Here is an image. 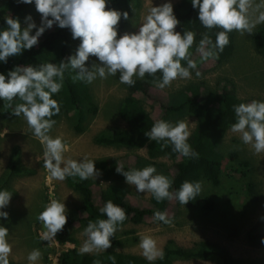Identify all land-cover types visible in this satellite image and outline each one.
I'll return each mask as SVG.
<instances>
[{
  "label": "clouds",
  "instance_id": "1",
  "mask_svg": "<svg viewBox=\"0 0 264 264\" xmlns=\"http://www.w3.org/2000/svg\"><path fill=\"white\" fill-rule=\"evenodd\" d=\"M17 4H31L40 14L39 25L30 14L23 17L24 27L17 17L4 15L5 27L0 28V64L7 63L11 56H19L37 44L38 38L55 25L67 29L71 39L79 38L74 53L62 58L58 63H40L14 66L6 73L0 72V100L17 103L11 114L26 121L29 128L42 144L43 168L50 177L63 181L66 177H78L80 181L96 179L101 175L94 166V160L87 156L79 160L66 159L63 153L67 146L61 138H51L48 132L55 123L60 107L52 96L62 87L65 72L74 73L71 78L85 84H91L97 78L103 80L117 76L121 84L132 86L136 79L145 74L153 76L151 83L163 90L171 82L179 79H191L190 70L196 78L201 76L196 62L189 58V48L193 45L194 33L184 30L175 31L179 23L173 11L171 0H164L158 6L148 8L142 16L135 32H124L118 37V23L128 20V12L106 7L109 0H15ZM197 10L199 23L205 29L218 28L215 40L205 32L196 45V53L201 61L214 59L228 44V33L252 34L253 29L264 23V0H190ZM34 30V31H33ZM90 57H95L94 61ZM86 61L88 63L86 64ZM185 62V66L181 65ZM159 72V79L155 74ZM235 122L230 131L239 134L240 141L250 146L253 154L264 152V100H252L233 105ZM150 141H165L172 150L180 155L195 159L198 153L187 142L190 131L184 120L175 124L166 120H156L150 130L144 133ZM37 161H40L38 158ZM115 172L124 177L128 185L135 186L137 193H150L158 203L173 199L169 191L170 180L156 173L152 166L141 169L124 170L116 162ZM201 193L199 181H184L174 198L184 206ZM12 193L0 189V219L7 220L5 209L10 203ZM75 197V196H74ZM78 198V197H77ZM106 219L89 222L83 229L86 239L78 248L79 254L93 250H105L110 246V237L116 227L126 219L124 210L111 200L99 209ZM45 231L41 239L51 241L63 229L67 222L64 202L50 199L36 216ZM154 220L169 223L166 213L154 212ZM264 221V216L260 217ZM8 229L0 224V264H9L10 245L6 239ZM138 247L147 261L163 259V251L150 235L138 234ZM264 244V237L260 240ZM38 249L30 251L26 257L28 264L39 259Z\"/></svg>",
  "mask_w": 264,
  "mask_h": 264
},
{
  "label": "trees",
  "instance_id": "2",
  "mask_svg": "<svg viewBox=\"0 0 264 264\" xmlns=\"http://www.w3.org/2000/svg\"><path fill=\"white\" fill-rule=\"evenodd\" d=\"M132 2L133 0H109L106 6L128 12V20L122 18L118 23V30L122 31L128 26ZM173 11L179 21L177 31L181 34L184 30L194 33L193 45L188 51L190 53L189 58L193 59L198 67L204 62L200 60L195 51L202 34L206 32L214 41L215 33L221 29H205L199 23L197 10L192 8L190 0H180L173 4ZM28 14L32 18L38 15L33 5L17 4L15 0H1L0 28L5 27L2 19L4 15L19 18L21 26L24 27L23 17ZM236 35V31L228 33L229 42L223 51L216 58H210L205 62L221 65L231 59L235 51ZM251 39L256 52L264 58V23L253 30ZM78 44L79 38L72 40L67 29L55 27L46 30L31 49L24 51L19 56H11L7 63L0 64V72L6 73L17 65L58 63L62 58L72 54ZM181 65L185 66V62L181 61ZM72 75L74 73L65 72L60 91L52 96L53 99L57 100L60 111L51 119L56 123L63 113H68L73 121L75 131L82 132L87 118L97 112V105L94 103L89 84L79 80L74 81L71 78ZM159 76L160 73L157 72L155 78L159 79ZM153 78V76L145 74L143 79L133 78L135 83L132 86L124 84L128 92L117 107V114L126 121L127 128L106 129L95 137L97 144L130 148L145 147L147 157L137 155L134 159H128L126 164L122 163L120 157L104 156L98 158L95 161V168L101 173L98 178L109 182L106 187H97L94 185L93 179L80 181L78 177L65 178L67 186L81 196V204L78 206L77 213L75 210L66 211L67 222L63 229L55 235L60 242L75 244V247L62 251L59 264H150L140 254L116 250V247H120L123 243L122 239L119 238L118 230L129 222L141 223L147 216L154 219V212L156 211L165 212L166 218H168L170 200L165 199L158 203L151 195L147 206H134L129 203L127 199L129 190L124 184V177L115 172L116 162L124 170L141 169L146 166L154 167L156 169L154 174H162L170 180L169 191L173 193L176 206H180V204L174 198V194L184 181L200 182V180H205L217 187L221 182L222 175L247 177L250 167L249 160L240 159L238 161L236 150L230 151L229 158H224L219 149L225 133L235 122L233 105L249 102L237 95L235 82L230 77L223 76L217 79L215 87L207 86L203 82L190 83L167 95L166 104L163 105L164 113L159 120H166L171 123L185 115L197 118L196 126L190 133L187 142L198 153V157L190 159L174 152L171 144L165 141H150L144 134L150 130L155 122L152 113L144 106V101L149 100L148 92L153 86L151 83ZM21 102L17 98H14L11 103L2 101L4 115H10L15 105ZM19 155V149L15 146L8 166L9 172L5 174L6 177H3L0 189L9 188V182L13 176L28 171L25 166L21 165ZM163 157L173 161L174 171H171L163 162L158 160ZM227 158L228 163L226 165ZM245 186L248 192H254L252 182L247 181ZM109 200L124 210L126 219L116 227L114 235L110 237L109 248L95 253L79 254L76 247L77 240L74 236L76 226L85 228L89 222L94 223L97 219H106L99 212V209ZM184 206L194 210L199 217H207L214 212L216 200L213 196L201 191L199 196ZM39 223L37 221V224ZM132 232L133 230L126 231V233ZM262 237H264V222L253 226L246 233L248 243L253 246H264L260 243ZM162 251L163 259H157L151 264H172L177 259H213L219 264H264V256L248 259L236 258L227 248L214 245L209 240L198 241L192 247H183L169 239ZM9 264L28 263L9 260Z\"/></svg>",
  "mask_w": 264,
  "mask_h": 264
},
{
  "label": "rangeland",
  "instance_id": "3",
  "mask_svg": "<svg viewBox=\"0 0 264 264\" xmlns=\"http://www.w3.org/2000/svg\"><path fill=\"white\" fill-rule=\"evenodd\" d=\"M178 1L180 0H171L172 4ZM163 2L164 0H133L128 26L122 31L118 30L117 38L124 32H135L148 8L158 6ZM33 20L39 25L40 14ZM55 27L53 25L52 28ZM175 31H177V26ZM251 35L237 32L235 51L231 59L221 65L202 62L197 67L201 73L199 78H196L195 74L190 71L191 79L177 78L163 90L152 86L148 92L149 100L144 101V106L152 113L155 121L163 115V105L166 104L169 93L190 83L203 82L207 86L215 87L217 79L223 76L230 77L235 82L236 93L240 98L249 102L264 100V58L254 49ZM90 60L94 61L95 57H90ZM87 63L88 61H86ZM118 75L117 73L116 77L109 76L103 80L97 78L89 84L94 103L97 105V112L87 118L82 132L75 131L73 121L68 113H63L50 128L48 135L51 138H61L67 146V150L63 153L64 158L79 160L81 157L87 156L94 160L95 166V161L104 156L120 157L123 164H126L128 159H134L137 155L147 157L145 147H116L95 142L96 135L103 130L127 128L128 126L126 121L117 114V107L128 92L127 87L119 83ZM178 120H184L191 133L196 126L197 118L185 115L171 123L175 124ZM15 146L20 152L21 165L25 166L28 171L13 176L10 179L9 188L5 187V190L12 193L10 203L5 209L9 214L8 218L7 220L0 219V224L8 229L6 239L11 248L8 259L28 263L26 259L28 253L33 249H38L40 257L35 264H47L49 251L44 248L43 240L41 241L38 235L37 230L40 223L37 224L36 219L48 195L46 184L51 181L55 188L56 199L65 203L66 211L75 210L78 212L81 196L67 186L65 179L57 181L50 177L43 168L41 142L33 136L31 128L22 116L4 115L0 100V184L3 177H6L5 174L9 172L8 166ZM219 149L224 158L228 157L230 151L236 150L238 161L240 159L249 160L250 167L247 177L244 178L222 175L221 182L217 187L212 186L210 182L200 180L201 191L213 196L216 200L215 210L210 216L199 217L191 208L182 205L176 206L174 199H171L167 212L169 223L158 222L147 216L141 223L129 222L125 224L118 230L119 238L123 243L120 247H116V250L141 255V250L138 247V234H147L157 241V245L161 249L169 239L183 247H192L198 241L209 240L214 245L227 248L236 258L248 259L264 256V246H253L246 239L249 229L264 222L260 220V217L264 216V152L254 155L250 146L243 144L239 139V134L231 132L230 128L225 133ZM38 158L40 161H37ZM228 158L225 161L226 165ZM158 160L171 171L175 170L171 159L163 157ZM90 179H93L94 185L97 187H106L109 184L108 181L98 177ZM247 181L254 184V192L247 191L245 186ZM124 184L129 190L127 197L129 203L134 206H147L150 193H137L135 186L128 185L126 182ZM98 205L101 206L100 203ZM83 229L77 225L74 231L77 248L86 239ZM131 230H133L132 233H126ZM72 247H75V244L69 246V248ZM99 251L102 250H93L90 253ZM172 264L219 263L213 259H177Z\"/></svg>",
  "mask_w": 264,
  "mask_h": 264
},
{
  "label": "built area",
  "instance_id": "4",
  "mask_svg": "<svg viewBox=\"0 0 264 264\" xmlns=\"http://www.w3.org/2000/svg\"><path fill=\"white\" fill-rule=\"evenodd\" d=\"M47 186V198L43 203L42 206V210L43 207L45 206V204L50 200V199H56L55 196V188L53 187L51 181L47 182L46 184ZM45 231V229L42 226V223L40 222V227L38 228L37 232L38 235L42 236L43 232ZM44 246L45 248L49 251L47 254V264H59V256L60 253L64 250H67V248H69V246L72 244L70 242H60L56 236L51 240V241H44Z\"/></svg>",
  "mask_w": 264,
  "mask_h": 264
},
{
  "label": "crops",
  "instance_id": "5",
  "mask_svg": "<svg viewBox=\"0 0 264 264\" xmlns=\"http://www.w3.org/2000/svg\"><path fill=\"white\" fill-rule=\"evenodd\" d=\"M73 245H74V244L72 243L71 246H73ZM44 247H45V246H44ZM72 248H73V247H72ZM67 249H69V248H67Z\"/></svg>",
  "mask_w": 264,
  "mask_h": 264
},
{
  "label": "bare ground",
  "instance_id": "6",
  "mask_svg": "<svg viewBox=\"0 0 264 264\" xmlns=\"http://www.w3.org/2000/svg\"><path fill=\"white\" fill-rule=\"evenodd\" d=\"M43 242H44V241H43ZM61 253H62V252H61ZM61 253H60V256H61ZM60 256H59V257H60Z\"/></svg>",
  "mask_w": 264,
  "mask_h": 264
}]
</instances>
